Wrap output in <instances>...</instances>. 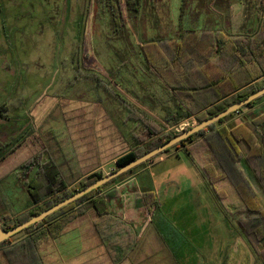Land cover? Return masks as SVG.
I'll use <instances>...</instances> for the list:
<instances>
[{"label": "rangeland", "instance_id": "obj_1", "mask_svg": "<svg viewBox=\"0 0 264 264\" xmlns=\"http://www.w3.org/2000/svg\"><path fill=\"white\" fill-rule=\"evenodd\" d=\"M263 17L261 0H0V146L7 145L0 175L21 156L0 178L4 206L16 213L7 222L13 224L30 209L27 184L35 175L34 161L49 159L39 140L44 131L54 129L64 139L54 158L75 188L89 172L115 170L116 158L139 146L144 129L154 127L160 136L198 123L195 117L173 126L164 121L177 103L165 79L146 62L145 43L168 42L187 28L251 38ZM162 48L171 52L164 44ZM246 111L248 119L263 114L264 100ZM232 122L247 130L240 115L224 124ZM183 149L173 147L106 188L123 193L118 200L122 205L110 210L127 222L125 233L109 239L115 241L110 251L93 229L96 212L88 209L57 236L42 241L43 263L263 264L241 224ZM238 163L264 201L254 180L259 172L249 169L244 158ZM149 183L158 197L152 212L141 193ZM124 222L115 225L123 227ZM128 222L137 234L140 225H150L139 239L136 233L132 238ZM166 222L175 245H181L175 251L163 237L151 241L154 231H165ZM138 245L142 248L136 251ZM0 264H8L1 250Z\"/></svg>", "mask_w": 264, "mask_h": 264}, {"label": "trees", "instance_id": "obj_2", "mask_svg": "<svg viewBox=\"0 0 264 264\" xmlns=\"http://www.w3.org/2000/svg\"><path fill=\"white\" fill-rule=\"evenodd\" d=\"M261 4L264 8V0H261ZM163 42L161 39L148 41L142 49L150 69L152 68L156 74L165 79L167 88L177 103L176 109H171L166 116L164 115V121L169 126L192 117L198 122L206 120L264 86V17L260 30L251 38H234L223 31H197L194 28H187L177 37ZM163 44L169 47L171 52L167 48H162ZM186 58L189 60L187 61ZM259 79H262V82L256 84ZM263 100L264 95L173 147H183V150L195 161L219 202L232 213L231 217L241 224L246 238L264 264V247L259 248L262 240L260 237L264 238V201L238 163L244 158V163L249 169L251 168L252 171L256 169L259 172V175L255 173L254 180L264 192V113L254 119H248L249 113L246 111L255 109ZM237 115L246 119L244 127H247V130H240L238 125H233L234 122L224 124ZM159 123L161 124L160 121ZM142 133L143 141L137 143L139 146L129 149L116 158V169L181 132L156 136L155 128L149 127ZM49 138L51 143L48 142ZM39 140L42 152L46 151L49 159L41 162L37 157L40 153L35 156L37 157V161L33 164L36 169L35 175L27 184L33 205L23 214L18 215L13 224H9L7 221L16 213L6 209L3 202L6 200L0 194V221L5 229L22 223L107 174L103 171L89 172L85 179L79 181V186L70 188L71 183L64 175L63 165L54 158L56 150L61 147L64 139H58L57 132L48 129L41 133ZM142 143L145 144L140 145ZM6 147L7 145L0 146V162L7 158ZM202 148L204 152H200ZM160 155L150 161H154ZM22 157L25 158L23 155ZM20 158L13 159V164L7 165L6 171L1 173L0 178L9 172L10 168L19 164ZM149 162L142 163L91 190L43 220L2 241L0 250L8 264H44L39 253L42 241L57 236L66 225L88 209H94L96 212L98 218L95 220V228L102 242L109 249V245L113 242L109 239L112 235L125 233L126 223L113 215L109 206L110 199L120 196L119 189L114 187L106 190V188L116 180L124 179L127 175L147 166ZM22 164L23 162L20 166L24 167L25 165ZM141 189L144 204L147 210L152 212L158 207L157 192L151 183L145 184ZM241 215L245 217L241 219ZM117 221L124 222L123 227H120L119 223L115 225ZM168 224H163L165 232L160 235L165 242L173 243L172 248L175 251L181 245H175L174 232ZM130 233L132 238H136L134 229H131Z\"/></svg>", "mask_w": 264, "mask_h": 264}, {"label": "water", "instance_id": "obj_3", "mask_svg": "<svg viewBox=\"0 0 264 264\" xmlns=\"http://www.w3.org/2000/svg\"><path fill=\"white\" fill-rule=\"evenodd\" d=\"M264 95V86L260 88L259 90L255 91L251 95H249L247 98L232 104L229 106L227 109L221 111L220 113L206 119L203 121L198 122L196 125L185 129L183 132L178 134L177 136L167 140L165 143L161 144L158 147H155L154 149L148 151L147 153L143 154L142 156L130 161L126 165L119 166L117 169L111 171L110 173L106 174L104 177L98 179L94 183L86 186L85 188L78 190L76 193L73 195L59 201L58 203L54 204L53 206L41 211L40 213L32 216L31 218L23 221L22 223L10 228V229H5L3 226L2 222L0 221V243L6 239H9L11 236L14 234L22 231L23 229L29 227L30 225H33L47 216L53 214L57 210L61 209L62 207L74 202L84 194L90 192L91 190L98 188L105 183L109 182L112 179L117 178L119 175L128 172L129 170L133 169L134 167L142 164L149 162L152 160L154 157H156L159 154H162L164 151L168 150L169 148L177 145L181 141L189 138L190 136L198 133L200 130L208 127L209 125L219 121L221 118L231 114L234 111H237L241 107L245 106L246 104L260 98L261 96Z\"/></svg>", "mask_w": 264, "mask_h": 264}, {"label": "crops", "instance_id": "obj_4", "mask_svg": "<svg viewBox=\"0 0 264 264\" xmlns=\"http://www.w3.org/2000/svg\"><path fill=\"white\" fill-rule=\"evenodd\" d=\"M249 29H251L250 27H249ZM262 81V79H259V80H257L256 81V84H258V83H260ZM142 172H146L145 170H143V171H141V172H139V173H137L138 174V176L142 173ZM136 175H135V179H136ZM131 178H133V177H131ZM130 181V180H129ZM128 182V181H127ZM126 182V183H127ZM118 186V185H117ZM116 186V187H117ZM140 189H138V191H139ZM122 194L123 193H120V196L119 197H116V198H113V199H110L109 200V206H110V209H112L111 207H114V206H118V205H122V203H119L118 202V200L119 199H121L122 198ZM114 200H115V202H114ZM31 204L33 205V203H32V201H30V203L28 204V206H31ZM111 212H112V210H111ZM113 214H115L116 215V212H112ZM98 217V216H97ZM95 220L96 219H94V220H92V226H93V229H94V231H96V233H97V230H96V228H95ZM125 223H127V222H125ZM129 224H131L132 223V226H133V229H134V231H135V233L137 234V232H136V227L133 225V222H128ZM166 223H168V222H166ZM148 225H150V223L149 222H145L144 224H142V225H140L141 227H142V231L141 232H139L138 234H137V237L140 239L141 237H142V235H143V233H144V228L146 227V226H148ZM165 231H162V232H153V237H152V240L151 241H153V240H155L156 239V241H158V239H160V237H161V233H164ZM116 233V232H115ZM98 234V233H97ZM99 236V235H98ZM140 248H142V246L140 247L139 245L137 246V250L136 251H138V250H140ZM77 264H89V262L87 263V262H85V260H80Z\"/></svg>", "mask_w": 264, "mask_h": 264}]
</instances>
